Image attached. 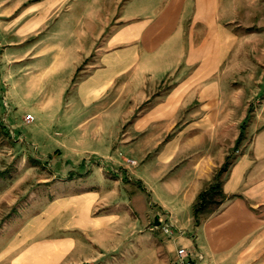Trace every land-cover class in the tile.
I'll list each match as a JSON object with an SVG mask.
<instances>
[{"label":"crops","instance_id":"crops-1","mask_svg":"<svg viewBox=\"0 0 264 264\" xmlns=\"http://www.w3.org/2000/svg\"><path fill=\"white\" fill-rule=\"evenodd\" d=\"M259 1L0 0L4 98L80 176L0 264H176L179 247L196 264H264V39L244 47L264 29ZM257 99L225 198L196 224Z\"/></svg>","mask_w":264,"mask_h":264},{"label":"rangeland","instance_id":"rangeland-1","mask_svg":"<svg viewBox=\"0 0 264 264\" xmlns=\"http://www.w3.org/2000/svg\"><path fill=\"white\" fill-rule=\"evenodd\" d=\"M259 5L264 23V0H260ZM261 29L260 36H245V50H251L253 46L247 40L258 37L264 39V29ZM238 46L241 48L240 45L235 47ZM261 47L264 49V41H261ZM2 54L3 49L0 47V251L14 236L27 234L29 225L41 212L45 202L64 191L69 183H74L80 178L66 170L67 164L55 163L58 152L48 153L28 140L33 138V135L40 139L39 132L34 130L38 119L35 118L26 124L23 121L22 109L4 98L8 83L2 77L3 71L8 67H4L1 61ZM94 55L95 53L91 52L85 63ZM81 68L80 66L72 76L71 84L80 76ZM166 87L167 85H164L162 90ZM260 102L261 99H257L249 105L242 130L243 138L231 157L241 151L242 145L250 139L246 128L254 108H257Z\"/></svg>","mask_w":264,"mask_h":264},{"label":"trees","instance_id":"trees-1","mask_svg":"<svg viewBox=\"0 0 264 264\" xmlns=\"http://www.w3.org/2000/svg\"><path fill=\"white\" fill-rule=\"evenodd\" d=\"M242 137V133H240L236 143V148L239 147ZM234 158L235 156L227 157L224 164L216 172L212 184L198 195L197 202L193 207V215L195 217L196 224L199 223L206 214L211 213L216 207H218L225 198L222 191L224 175L231 166Z\"/></svg>","mask_w":264,"mask_h":264},{"label":"built area","instance_id":"built-area-1","mask_svg":"<svg viewBox=\"0 0 264 264\" xmlns=\"http://www.w3.org/2000/svg\"><path fill=\"white\" fill-rule=\"evenodd\" d=\"M33 120L32 115L25 114L23 116V121L25 123H29ZM118 157L122 160L123 164L126 166H134L137 164V161L124 156L121 152H118ZM162 220V230L164 233H171L172 225L170 223V220L168 218L161 219ZM202 257L199 253H194L193 255L189 254L187 250L184 247H179L175 251V261L176 264H196V260L200 259Z\"/></svg>","mask_w":264,"mask_h":264}]
</instances>
